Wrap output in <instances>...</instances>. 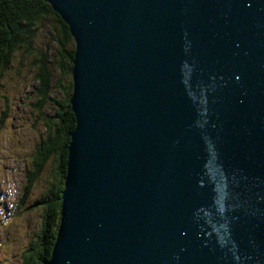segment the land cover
Instances as JSON below:
<instances>
[{"label":"water","instance_id":"95a60500","mask_svg":"<svg viewBox=\"0 0 264 264\" xmlns=\"http://www.w3.org/2000/svg\"><path fill=\"white\" fill-rule=\"evenodd\" d=\"M74 44L46 264H264V0H43Z\"/></svg>","mask_w":264,"mask_h":264},{"label":"rangeland","instance_id":"374dc122","mask_svg":"<svg viewBox=\"0 0 264 264\" xmlns=\"http://www.w3.org/2000/svg\"><path fill=\"white\" fill-rule=\"evenodd\" d=\"M48 32L47 26H37L30 53L21 47L13 53L8 67L0 71V264H29L43 207L37 202L55 180L52 156L44 163L29 192L24 190L26 175L33 168L34 148L46 133L43 118L53 113L50 100L63 98L57 88L59 73L51 65L50 100L40 112L35 109L39 99L35 94L34 61L46 47L51 56L55 47ZM69 80L71 77L65 78L64 84Z\"/></svg>","mask_w":264,"mask_h":264},{"label":"trees","instance_id":"16d2710c","mask_svg":"<svg viewBox=\"0 0 264 264\" xmlns=\"http://www.w3.org/2000/svg\"><path fill=\"white\" fill-rule=\"evenodd\" d=\"M49 28L48 34L55 44L52 55L48 47L35 59V94L38 101L34 104L39 112L49 101L51 92V65L59 73L57 88L63 94L61 101L51 99L53 113L45 115L43 126L46 128L44 139L40 140L32 154V170L28 172L25 192H29L33 181L41 172L44 163L55 157L54 183L41 195L37 204H42L40 225L36 234L38 249L32 245L29 264H46L50 257L55 231L59 221L60 194L63 189L65 163L69 133L74 128V116L71 113L68 99L71 94L70 80L65 85V78L70 79L71 62L74 44L67 26L43 0H0V71L10 64L15 51L24 47L28 53L32 50V39L37 26ZM34 247V248H33ZM28 264V263H27Z\"/></svg>","mask_w":264,"mask_h":264},{"label":"flooded vegetation","instance_id":"af4514ba","mask_svg":"<svg viewBox=\"0 0 264 264\" xmlns=\"http://www.w3.org/2000/svg\"><path fill=\"white\" fill-rule=\"evenodd\" d=\"M38 246H40V243H39V242L36 244V247H35V248H37V249H38Z\"/></svg>","mask_w":264,"mask_h":264},{"label":"bare ground","instance_id":"6f19581e","mask_svg":"<svg viewBox=\"0 0 264 264\" xmlns=\"http://www.w3.org/2000/svg\"><path fill=\"white\" fill-rule=\"evenodd\" d=\"M59 200H60V198H59ZM60 206H61V204H60ZM59 211H60V209H59ZM59 217H60V214H59Z\"/></svg>","mask_w":264,"mask_h":264}]
</instances>
